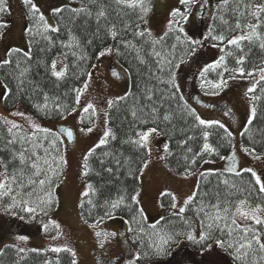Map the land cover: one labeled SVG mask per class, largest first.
I'll list each match as a JSON object with an SVG mask.
<instances>
[{"label": "snow or ice", "instance_id": "obj_1", "mask_svg": "<svg viewBox=\"0 0 264 264\" xmlns=\"http://www.w3.org/2000/svg\"><path fill=\"white\" fill-rule=\"evenodd\" d=\"M22 4L26 48L9 46L0 57V104L8 113H0V213L36 223L46 234L54 225L52 240L63 235L51 213L61 206L65 153L75 134L68 127L54 129L40 121H64L79 112V132L93 133L98 109L92 101L82 104V97L103 58L114 56L122 72L113 68L111 76L126 79L130 88L108 99L107 105L111 109L131 98L129 132L118 138L109 127L108 111L104 112L102 135L82 157L84 184L77 203L98 247L122 239L129 248L126 264H160L165 257L171 258V264L185 250L181 245L194 249L199 257L185 264H264V173L240 166L233 132L219 120L202 118L177 83L181 66L208 47L220 55L199 70L206 94L218 95L238 77L252 80L245 92L249 114L240 132L250 144L241 143L240 150L264 166V151L251 146L264 145L251 133L256 102L261 99L254 93L264 82V59L250 70L245 67L253 47L264 52V0H177L159 33L150 25L154 0H50L48 15L35 0ZM0 14H10L8 0H0ZM205 20L209 22L201 31L199 25ZM8 28L9 23L0 21V39ZM229 57L234 67L228 66ZM211 72L216 73L215 80L207 78ZM70 80L79 86L67 87ZM23 104L31 111L19 110ZM178 121L183 126L178 127ZM214 133L215 145L210 142ZM161 137L157 159L174 175L197 179L182 202L174 191H160L156 206L164 214L152 219L143 202L142 178L152 162V142ZM118 139L137 153L135 160L111 147ZM226 145L232 150L221 155L220 148ZM217 157L226 162L223 169L204 167ZM170 158L176 159L175 169L169 167ZM92 160L99 170L91 166ZM91 174H107L109 179L96 185L87 179ZM121 176L130 177L132 183ZM117 220L124 231L102 227ZM28 239L16 235L17 243L5 244L0 256L8 248L15 249L20 260L21 254L40 252L21 246ZM43 251L57 254L45 264H61L60 253L69 255V264H79L76 251L67 244Z\"/></svg>", "mask_w": 264, "mask_h": 264}, {"label": "rangeland", "instance_id": "obj_2", "mask_svg": "<svg viewBox=\"0 0 264 264\" xmlns=\"http://www.w3.org/2000/svg\"><path fill=\"white\" fill-rule=\"evenodd\" d=\"M10 14L3 15L0 21L10 24V28L4 30V38L0 39V57L5 54L9 46H19L26 48V42L23 35L26 24L25 16L21 7V0H8ZM41 6V10L48 15V3L50 0H35ZM177 0H154V11L151 14L150 25L154 31L159 33L164 22H166L167 12L170 6L176 5ZM51 23V19H49ZM208 20L203 25H199L201 31L207 26ZM191 31V29H190ZM220 55L217 49L208 47L197 53L187 63L183 64L179 70L177 83L180 85L181 92L185 95L187 102L196 109L197 113L204 119L219 120L224 123L234 134L233 143L236 147L237 157L241 167H255L260 173H264V166L254 162L243 151L240 150V132L241 126L245 124L249 114V100L245 96L252 80L238 77L235 80H229L228 87L218 95L206 94V88H201L199 70L205 63L213 62ZM114 57V56H113ZM113 57L103 58V63L94 72L88 91L82 97V104L92 101L97 109L96 118L97 127L88 135L79 132L78 123L79 112L64 121H46L41 120L44 126L59 128L68 127L75 134V141L67 144L65 153L68 164L65 169V180L59 189L61 197V206L51 213V220L59 224L63 235L58 240H52L51 236L56 234L55 226H50V233H44L38 224L25 223L0 213V248L4 244H15L16 235H26L29 237L26 244L21 246L26 248H35L39 250L47 249L50 246H60L67 244L77 253L79 264H126L129 257L128 245L123 240L117 238L111 243L105 245L103 249L99 248L93 231L84 224L77 208L78 197L83 189L84 181L81 179V161L83 154L92 147L102 135L104 128V112L108 111L107 100L115 99L124 95L129 89V81L126 79L117 80L111 76V69L115 68L121 71L119 64ZM95 62V61H94ZM259 77L257 76L256 79ZM207 102L206 104L196 101L193 94ZM230 109L231 115H225V111ZM21 111L29 112L26 104L20 106ZM0 113L7 115V111L0 104ZM164 138L154 139L152 142V162L143 176V202L147 209V215L152 218H158L164 214L156 206V198L160 191L164 189L172 190L181 199L190 194L196 183V176L183 179L169 172L164 162L157 159L160 154L158 148ZM67 143V142H66ZM213 164L204 165L206 168H224L226 162L220 159H214ZM47 219V218H46ZM102 227L107 231H124L125 226L117 221H108ZM123 239H127L125 236ZM133 248H135L133 246ZM171 264H180L184 257L176 258ZM169 264V263H168Z\"/></svg>", "mask_w": 264, "mask_h": 264}, {"label": "trees", "instance_id": "obj_3", "mask_svg": "<svg viewBox=\"0 0 264 264\" xmlns=\"http://www.w3.org/2000/svg\"><path fill=\"white\" fill-rule=\"evenodd\" d=\"M21 7L23 10V13H25L26 10L24 9V6L22 4V0H21ZM3 15H6V14H0V18ZM114 17H115V13H113V18ZM26 23H27V21H26ZM93 27H94V25H93ZM34 51H35V49H34ZM245 51L247 52L248 49L246 48ZM37 55H39V54L37 53ZM262 59H264V52H261V50H259L258 48L253 47L249 56H248V63L245 65L246 69L250 70L254 65H259L261 63ZM115 60H116V58H115ZM227 63H228L229 67L235 66L233 59L230 57L227 58ZM40 71H42V69ZM226 76H227V74H226ZM207 78L209 80H215L217 78L216 73L215 72L209 73ZM72 86H79V82L70 80L67 84V87H72ZM129 88H130V82H129ZM62 90H65L64 86H62ZM133 91H135V90L133 89ZM254 94L257 96H260L261 99L256 102L257 117L253 121V125L251 126V133L254 136L255 141H261V140H264V133L261 132V130L264 129V82H261V84H259L257 86L256 92ZM131 104H132V100L130 98L127 102H120L119 104L115 105L113 108L108 109V113H109V117H110L109 127H111L117 133L118 138H126L125 134L129 132V121L131 120V116L129 114L128 109L130 108ZM10 106H11V104H10ZM27 109L29 112L31 111V109L28 106H27ZM177 124H178V127L183 126L179 121L177 122ZM241 131H242V128H241ZM217 139H218V137L214 133L213 136L210 137V142H212L215 145L217 142ZM240 141H241V143L245 144L246 146L250 144V142L247 138H242L241 136H240ZM251 146H254L258 152L264 151V145H261L260 143H253ZM111 147H113L114 149H119L120 151H123L125 156H132L134 160L136 159L137 153H135L133 150H131L126 145L121 146L119 144V139H118V141L113 142ZM231 150L232 149L226 145V146L220 148V153H221V155H228L231 152ZM174 151H175V149H174ZM99 152H100V150L98 149V153ZM214 159H219V158L217 157ZM91 166L94 169L99 170V165L95 160L91 161ZM133 167H135V164L133 165ZM169 167H171L173 169H175L177 167L176 159H174V158L169 159ZM217 169H223V168H217ZM87 179H90L92 183L99 185V184H103L105 181H107L109 179V177L107 176V174H103L100 177H97L94 174H91L90 177H88ZM245 179H247V175H245ZM121 180L122 181L126 180V182L128 184L132 183V180L130 177L126 178L124 176H121ZM211 180L214 184L215 183V177H212ZM188 215H191V213H188ZM177 227H179V225H177ZM4 245L0 249H3ZM181 248H184L185 250L181 251L176 256V258H179V259L182 256L184 257V259L181 261L180 264H185V261L190 262L193 259L199 260V257L195 256L194 249L185 248L184 245H181ZM187 252H191L192 256L189 257L188 255H186ZM21 255H24L23 260H20L15 249H12V248L4 249V255L0 256V264H17L18 261H19V264H45L46 259H53L54 260L57 257V254H55V253L45 252L43 250H41L38 253L37 252H29L26 255L25 254H21ZM59 258L61 260V264H69L70 257L67 253H60ZM176 258H175V260H178ZM170 259L171 258L165 257L160 261V264H168ZM145 264H147V262H145Z\"/></svg>", "mask_w": 264, "mask_h": 264}, {"label": "crops", "instance_id": "obj_4", "mask_svg": "<svg viewBox=\"0 0 264 264\" xmlns=\"http://www.w3.org/2000/svg\"><path fill=\"white\" fill-rule=\"evenodd\" d=\"M114 58V57H113ZM114 60H115V58H114Z\"/></svg>", "mask_w": 264, "mask_h": 264}]
</instances>
